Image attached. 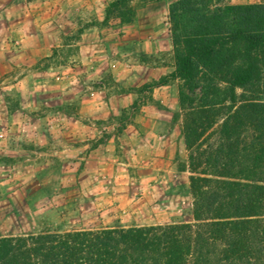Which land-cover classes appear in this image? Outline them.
Masks as SVG:
<instances>
[{"label": "rangeland", "instance_id": "374dc122", "mask_svg": "<svg viewBox=\"0 0 264 264\" xmlns=\"http://www.w3.org/2000/svg\"><path fill=\"white\" fill-rule=\"evenodd\" d=\"M114 1H105L97 11H84L79 25L63 33L52 55L40 61H36L38 50L52 42L23 41L17 44L19 51L9 39L0 42L6 50V57H0L3 101L20 96L18 92L13 95L9 87L26 76L54 80L60 66L72 63L85 29L93 25L107 29L98 42L100 50L112 55L121 75L129 74L127 85L118 84L111 73L102 74L96 83V87L107 86L113 95L110 103L117 105L114 114L96 122L95 127L101 130L97 142L103 144L114 135L113 153L123 164L106 163L98 168L92 164L89 172L74 174V170L46 162L14 164L16 159L37 155L39 149L31 142L25 143L24 151L0 153V161H4L0 165V236L193 222L192 174L187 166L189 151L179 100L181 82L168 79L161 83L175 71L172 10L181 15L182 0H131L123 8L131 9L133 15L123 14V18L118 12L107 14ZM13 3L5 4L12 20L16 19ZM261 3L264 0H214L211 4L205 0L198 7ZM3 27L2 34L11 36L12 26ZM239 93L243 99L264 100L263 87ZM118 96L122 98L117 100ZM0 106V111L5 109L3 102ZM217 130L204 136V148L217 141Z\"/></svg>", "mask_w": 264, "mask_h": 264}, {"label": "trees", "instance_id": "16d2710c", "mask_svg": "<svg viewBox=\"0 0 264 264\" xmlns=\"http://www.w3.org/2000/svg\"><path fill=\"white\" fill-rule=\"evenodd\" d=\"M130 1L107 14L133 15ZM201 2L172 10L176 67L161 82H181L193 222L0 236V264H264V100L239 93L264 88V3Z\"/></svg>", "mask_w": 264, "mask_h": 264}, {"label": "crops", "instance_id": "0c3cea01", "mask_svg": "<svg viewBox=\"0 0 264 264\" xmlns=\"http://www.w3.org/2000/svg\"><path fill=\"white\" fill-rule=\"evenodd\" d=\"M105 1L0 0V42L9 39L13 49L18 51L17 44L23 41L52 42L38 50L36 61H40L52 55L53 47L62 40L63 33L79 25L84 11H97ZM10 2H14L12 9L16 8V19L13 20L5 6ZM4 25L12 26L11 36L2 34ZM106 30L96 25L86 28L72 63L60 66L61 72L54 80L31 79L36 77L32 74L12 82L9 87L13 89V95L20 93L18 98L4 101L0 98V104L5 105L0 111V153L24 151L28 142L39 149L36 156H24L14 160V164L42 165L46 162L74 170V174H83L89 172L92 164L98 168L100 164L118 162L113 148L116 137L112 135L99 144L97 138L101 130L95 127L97 121L114 114L117 107L116 103H110L113 95L107 86L96 87L102 74L111 73L120 85H127L129 81L127 70L124 68L125 74L121 75L112 55L108 51L104 54L99 48L102 45L98 42ZM5 51L0 47L2 59L6 57ZM144 68L147 66H142ZM131 95L128 96L132 98ZM121 96L128 99L127 95ZM11 102L18 104L8 106ZM2 164L4 161H0Z\"/></svg>", "mask_w": 264, "mask_h": 264}]
</instances>
